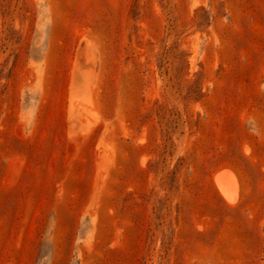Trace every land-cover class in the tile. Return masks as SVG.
Here are the masks:
<instances>
[{
    "label": "rangeland",
    "instance_id": "obj_1",
    "mask_svg": "<svg viewBox=\"0 0 264 264\" xmlns=\"http://www.w3.org/2000/svg\"><path fill=\"white\" fill-rule=\"evenodd\" d=\"M0 264H264V0H0Z\"/></svg>",
    "mask_w": 264,
    "mask_h": 264
},
{
    "label": "bare ground",
    "instance_id": "obj_2",
    "mask_svg": "<svg viewBox=\"0 0 264 264\" xmlns=\"http://www.w3.org/2000/svg\"><path fill=\"white\" fill-rule=\"evenodd\" d=\"M229 173V172H228ZM231 173V172H230ZM217 179H216V184L217 186H219V190L222 194V196L230 201V202H235V195H237V193L234 195V191L236 190L235 189V186L236 184H234V177L232 178V176L230 174H227V173H224V174H221L218 172V175H217ZM215 179V177H214ZM236 182V180H235ZM233 202V203H234ZM232 204V203H230Z\"/></svg>",
    "mask_w": 264,
    "mask_h": 264
}]
</instances>
